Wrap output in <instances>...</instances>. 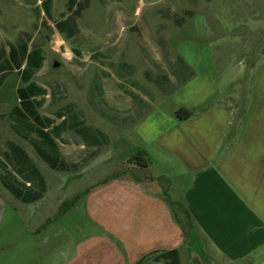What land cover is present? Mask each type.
I'll use <instances>...</instances> for the list:
<instances>
[{
    "label": "rangeland",
    "instance_id": "1",
    "mask_svg": "<svg viewBox=\"0 0 264 264\" xmlns=\"http://www.w3.org/2000/svg\"><path fill=\"white\" fill-rule=\"evenodd\" d=\"M68 2L51 0L47 16L42 0H0V77L5 74L2 57L11 46L22 40L41 47L45 60L33 80L48 94L35 106L39 119L55 118L70 104L83 127L108 142L90 147L73 130L64 131L60 139H46L40 136L43 125L32 116L27 119L35 131L17 133L9 113L18 103L20 81L16 71L5 78L0 87V264H77L111 243L125 253L115 234L100 227L105 221L89 213L85 197L114 174L130 178L143 173L127 163L139 150L129 130L137 121V98H146L140 85L148 86L146 69L154 73L167 66L165 49L193 31L195 22L202 21L214 53L224 59L220 76L227 69L237 81H254L258 74L264 79V0H76L82 4L79 12L73 11L77 6L68 10ZM187 10L193 19L182 26L179 19L189 18ZM68 16L75 23L72 36L55 25ZM65 48L74 54L71 61L62 56ZM240 69L245 73L239 75ZM151 90L156 89L150 84ZM42 139L57 148L63 168L52 169L40 158L34 145ZM11 144L22 151V175ZM8 184L18 187L19 197ZM71 201L61 212V205ZM158 258L164 257L151 259ZM144 264H150V257ZM200 264L217 263L210 259Z\"/></svg>",
    "mask_w": 264,
    "mask_h": 264
},
{
    "label": "crops",
    "instance_id": "2",
    "mask_svg": "<svg viewBox=\"0 0 264 264\" xmlns=\"http://www.w3.org/2000/svg\"><path fill=\"white\" fill-rule=\"evenodd\" d=\"M193 28L165 49L167 66L146 69L148 86L140 85L146 98H137L129 135L149 167H134L143 172L137 177L101 181L85 197L89 213L105 221L100 227L126 251L103 244L77 264H137L149 257L150 264L264 263L258 260L264 256V79L237 81L227 69L220 76L224 59L202 21ZM256 69L254 62L250 71ZM180 107L192 115L176 119ZM169 202L180 206L174 210ZM159 255L164 258L152 261Z\"/></svg>",
    "mask_w": 264,
    "mask_h": 264
},
{
    "label": "trees",
    "instance_id": "3",
    "mask_svg": "<svg viewBox=\"0 0 264 264\" xmlns=\"http://www.w3.org/2000/svg\"><path fill=\"white\" fill-rule=\"evenodd\" d=\"M50 3L51 0H42V7L47 16L50 15ZM77 8L73 10L74 12H79L82 10V4L80 2H76V0H69L68 2V10H72L74 7ZM187 16L192 15L191 11H185L184 13ZM185 21L184 17L179 19V23H183ZM56 28L60 32H66L67 35L72 36L75 33V23L73 21V17H66L61 19L55 23ZM4 52V51H2ZM5 56L3 59V69L1 72H5V74L0 77V87L7 76H9L13 71H16L20 86L16 89V94L18 97V104L14 105L9 115L14 121V128L17 133L23 134V130L35 131L34 122L31 123L27 119L28 116H32L34 120H37L39 124L43 125L42 128H39L41 131V135L46 139L50 138H61V134L66 130H73V132L87 140V143L90 147L93 146H102L103 144H107L108 140L104 139L103 141L98 139V134L92 132L90 127H83V122L78 118L77 113L73 111L70 104L61 107L56 113L55 118L60 119L58 123H56V119L44 116L39 119L38 115L35 113V106L40 107L46 100V96L48 91L46 88L38 84L33 80L34 75L42 68L43 62L45 60L44 53L41 47L32 46L29 47L27 41L20 40L16 46H11L8 52H5ZM7 56V59H6ZM192 111L190 109L180 107L174 111V117L178 120H184L192 115ZM45 126V127H44ZM49 133H47V131ZM103 135V134H99ZM102 142V143H101ZM36 151L40 158L49 165L50 168L55 169L58 167L63 168L65 166L64 160L59 156L58 150L54 146H48L43 143V139L38 144L34 145ZM48 146V147H47ZM12 152H16V156L14 157L17 161H19L22 167V171L18 170L21 175L25 171V163L23 162L24 158L22 156V151L16 144H11ZM94 153H90V156H93ZM20 158V159H19ZM23 159V160H22ZM24 163V164H22ZM129 165H133L139 168H148L150 165V159L147 154L143 150H138L135 154H133L127 161ZM0 164L3 165L4 162L0 159ZM6 169V168H4ZM4 172L11 173L9 170H5ZM125 171H123L124 173ZM4 175H2L3 177ZM120 177V174H114L108 179L102 181V183L108 182L110 180H114ZM101 184V183H100ZM9 185V184H8ZM10 190L16 194V196H20V190L18 187L14 185H9ZM90 190V189H89ZM88 190V191H89ZM73 201L69 203H64L61 205V212L65 211L68 207L72 205ZM172 209H178V203L169 202ZM176 218L179 216L176 214ZM187 224V228L189 226V215L186 212L183 217ZM172 254V253H168ZM171 259V258H170ZM145 258L140 260L137 264H144ZM158 260V259H156ZM170 264V263H165Z\"/></svg>",
    "mask_w": 264,
    "mask_h": 264
},
{
    "label": "clouds",
    "instance_id": "4",
    "mask_svg": "<svg viewBox=\"0 0 264 264\" xmlns=\"http://www.w3.org/2000/svg\"><path fill=\"white\" fill-rule=\"evenodd\" d=\"M60 44H63L64 41L61 40L59 41ZM56 51H58V48L57 49H54ZM90 53L88 54V57H86V59H90ZM62 56L64 57V59L68 60V61H71V59L73 58L74 54L68 49V48H65V51L62 53Z\"/></svg>",
    "mask_w": 264,
    "mask_h": 264
},
{
    "label": "water",
    "instance_id": "5",
    "mask_svg": "<svg viewBox=\"0 0 264 264\" xmlns=\"http://www.w3.org/2000/svg\"><path fill=\"white\" fill-rule=\"evenodd\" d=\"M55 66H57V63H55Z\"/></svg>",
    "mask_w": 264,
    "mask_h": 264
}]
</instances>
